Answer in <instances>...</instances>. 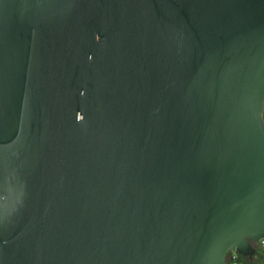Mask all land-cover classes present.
<instances>
[{"label":"water","instance_id":"95a60500","mask_svg":"<svg viewBox=\"0 0 264 264\" xmlns=\"http://www.w3.org/2000/svg\"><path fill=\"white\" fill-rule=\"evenodd\" d=\"M262 239L264 0H0V264Z\"/></svg>","mask_w":264,"mask_h":264},{"label":"rangeland","instance_id":"374dc122","mask_svg":"<svg viewBox=\"0 0 264 264\" xmlns=\"http://www.w3.org/2000/svg\"><path fill=\"white\" fill-rule=\"evenodd\" d=\"M256 247H257L256 253L252 256V258L250 257V261H247L249 264H252L253 262L255 264H263V259L264 258L262 259V256H261V253H260L259 250H262L263 253H264V247H260L258 243H257ZM238 264H244V263L243 262H238Z\"/></svg>","mask_w":264,"mask_h":264},{"label":"trees","instance_id":"16d2710c","mask_svg":"<svg viewBox=\"0 0 264 264\" xmlns=\"http://www.w3.org/2000/svg\"><path fill=\"white\" fill-rule=\"evenodd\" d=\"M259 251H260L262 259H263L264 258V253H263L262 250H259ZM237 261L238 262H243L244 264H249L247 261H250V257L238 254ZM252 264H255V263L253 262ZM263 264H264V259H263Z\"/></svg>","mask_w":264,"mask_h":264},{"label":"built area","instance_id":"2783aa9c","mask_svg":"<svg viewBox=\"0 0 264 264\" xmlns=\"http://www.w3.org/2000/svg\"><path fill=\"white\" fill-rule=\"evenodd\" d=\"M258 244L260 247H264V239L260 240ZM237 257L238 254L236 252H233L230 264H238Z\"/></svg>","mask_w":264,"mask_h":264},{"label":"flooded vegetation","instance_id":"af4514ba","mask_svg":"<svg viewBox=\"0 0 264 264\" xmlns=\"http://www.w3.org/2000/svg\"><path fill=\"white\" fill-rule=\"evenodd\" d=\"M255 245H257V243H255ZM259 248V247H258Z\"/></svg>","mask_w":264,"mask_h":264}]
</instances>
